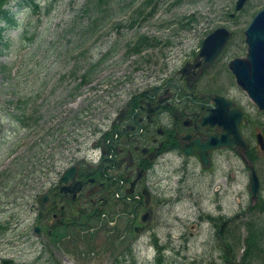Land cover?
<instances>
[{
    "label": "rangeland",
    "instance_id": "1",
    "mask_svg": "<svg viewBox=\"0 0 264 264\" xmlns=\"http://www.w3.org/2000/svg\"><path fill=\"white\" fill-rule=\"evenodd\" d=\"M19 1H0L9 6L16 17V22L3 30L0 39V258L11 256L24 264H52L54 261L65 264L64 256L54 243L46 240L44 232L37 234L33 230L34 220H38L36 191L56 177L55 170L48 177L39 178L37 169L46 161V153L39 157L37 151L42 146L48 153L53 146L49 140L53 139L54 129L68 120L76 97H82L84 103L83 97L91 95V98L95 97L93 102L98 103L99 96L107 92L110 84L128 74L152 68L153 59L167 58L170 64L178 62L216 24H226L240 31L264 0H246L243 8L230 18L227 14L233 9L234 0H155L154 14L139 28L124 27L115 32L107 21L100 26L108 31L104 41L83 53L80 48L88 44L87 40L74 44L84 39L85 28L90 23L89 14L94 10L93 4H89L94 0ZM117 15L126 16V11ZM139 32L148 34L151 44L124 55L125 40H132ZM153 36L161 41L152 44ZM112 40L117 48L103 59V65L100 63L94 75L76 88L75 96H72L68 90L73 88L80 72ZM175 40H180L179 44H171ZM163 52L166 57H160ZM225 53L223 57L232 54L229 50ZM108 73V77L98 80ZM237 93L241 103L251 113H256L249 96L242 90ZM21 112L27 116L24 122L20 120ZM33 113L38 114L31 119ZM256 115L262 118L264 112ZM249 125L254 126L255 122L251 121ZM252 136L254 139L253 133ZM260 156H256L255 166L264 195V156ZM232 167L234 174L225 181L216 174L215 168L190 174L178 197H175L172 180L171 204L160 214L155 225L156 237L164 246L163 251L161 247V260H157L160 253L156 243L151 241V234L145 233L137 244L130 246L131 254L127 253L120 264H233L225 259L224 242L216 233L220 223L206 217V212L222 213L223 217L233 214L228 219L232 242V250L228 253L230 259H236L242 251V237L247 231L244 221L252 217L261 225L264 212L244 211L249 200L247 171L238 155H235ZM225 187L228 191L221 192ZM113 262L109 257L105 264Z\"/></svg>",
    "mask_w": 264,
    "mask_h": 264
},
{
    "label": "flooded vegetation",
    "instance_id": "2",
    "mask_svg": "<svg viewBox=\"0 0 264 264\" xmlns=\"http://www.w3.org/2000/svg\"><path fill=\"white\" fill-rule=\"evenodd\" d=\"M245 49L243 30L231 29L212 61L197 55L196 47L178 62L164 60L154 70L118 82L96 108L85 102V108L55 130L51 161L46 163L51 171L57 168L56 177L39 192L36 212L41 231L53 229L57 249L68 253V247L74 264H101L107 254L136 243L145 233L154 238L160 214L173 198L172 180L178 197L190 174L215 168L225 181L234 174L237 153L247 172L251 159L264 155L256 141L258 130L264 136V125L246 127L251 112L238 99L242 89L228 65ZM228 50L232 54L223 57ZM219 95L243 109L240 144L247 161L237 151L238 144L215 143L225 131L215 116L203 120L208 107L220 105ZM224 116L229 120V113ZM70 164L73 167L61 178ZM41 167L39 175L46 177Z\"/></svg>",
    "mask_w": 264,
    "mask_h": 264
},
{
    "label": "water",
    "instance_id": "3",
    "mask_svg": "<svg viewBox=\"0 0 264 264\" xmlns=\"http://www.w3.org/2000/svg\"><path fill=\"white\" fill-rule=\"evenodd\" d=\"M242 2H243V0H235V7L241 6ZM259 17H261V18H259ZM258 18L260 20H258L257 27H260V26H262L264 24V5L256 10V12L252 15L251 19L247 23V25L244 27L245 39L247 41V51H246L245 56L244 57H240V58L239 57L232 58L229 61V65H230L231 69L233 70V72L235 73V77H236L237 82L243 88H245L247 90L249 95L257 103L258 107H264V91L263 92L255 91V87L250 82L251 79H249L248 74L245 71V69L242 66H237V65L233 66L232 65V63L235 60H237V59L243 60V59H246L247 57H249V59H253L254 56H252L250 54L251 53L250 51L252 49L251 48L252 45H251V39L249 38V30L251 29V26H253V24H255V21ZM217 31H223L224 33L218 39L219 41L214 45L212 50L210 52H208V57H206L205 54L203 53V45L205 43V40L209 36H211L212 34L216 33ZM228 34H229V31H228V29L225 26L218 25V26L214 27L210 32H208L202 38L201 46H200V49H199V53L203 54L206 60H211L215 56V54L217 53L219 48L222 46V44L225 41V39L227 38ZM253 34H254V36H256L255 33L251 34V32H250V37L252 35V38H253ZM249 54H250V56H249ZM211 109H212V112H214L213 108H211ZM235 113H236L235 122L233 124H231V126H229L228 123L223 122L225 124V127H226V132H224L220 137H218L216 139V143L231 144L232 142H238V143L242 142L241 133H240L239 126H238V120L240 118L241 110L238 107H235ZM257 140L260 142L261 146H263V138H262V135H261L260 132H257ZM249 187H250V190H251V197L253 198V197H255V194H256V191H257L258 178H257V174L255 173V171H254V169L252 167H251V170H250ZM34 229L36 231H38L39 227L37 225H35Z\"/></svg>",
    "mask_w": 264,
    "mask_h": 264
},
{
    "label": "trees",
    "instance_id": "4",
    "mask_svg": "<svg viewBox=\"0 0 264 264\" xmlns=\"http://www.w3.org/2000/svg\"><path fill=\"white\" fill-rule=\"evenodd\" d=\"M103 1L108 2L107 0H103ZM133 1L134 0H122L119 9H125L126 7L130 6L133 3ZM147 1L148 0H144V2L138 8H136L137 13L142 12V9L147 4ZM27 2L28 0H25V3ZM18 3H21V1H19ZM96 3L97 6H100L102 4V0H97ZM0 19L3 20V23H0V39H2L3 29H5L9 24H14L16 22L14 11L11 10L8 6H3L2 2L0 3ZM133 21L134 18H132L131 21H129L128 25H131ZM147 41L148 40H146V37L140 34L135 39L134 44L129 49L138 50ZM82 78L83 80L87 79L86 71L82 73ZM20 119H22L21 116ZM258 205L264 206V203L259 202ZM255 206H257V204ZM244 223L246 225L247 231L243 236V243H244L243 249L236 259L235 258L230 259V261L233 264H254L257 262L264 264V224L255 225L254 221L252 220H246L244 221ZM225 242L226 245L224 246L225 249L224 256L227 259L228 258L227 251L232 250V242L231 240H227V239H225ZM0 264H20V263L16 262L14 259L9 257H1Z\"/></svg>",
    "mask_w": 264,
    "mask_h": 264
},
{
    "label": "bare ground",
    "instance_id": "5",
    "mask_svg": "<svg viewBox=\"0 0 264 264\" xmlns=\"http://www.w3.org/2000/svg\"><path fill=\"white\" fill-rule=\"evenodd\" d=\"M261 18V17H259ZM255 21V24L251 26L249 30V38L251 39V55L254 56L253 59L235 60L232 65L242 66L248 74L249 79H251L252 85L255 87V91H264V24L260 27H257L258 20ZM250 32L255 33L250 37ZM223 31H217L216 33L209 36L203 45V53L208 57V52L212 50L214 45L219 41L218 39L223 34ZM249 54V56H250ZM66 264H70L66 261Z\"/></svg>",
    "mask_w": 264,
    "mask_h": 264
}]
</instances>
